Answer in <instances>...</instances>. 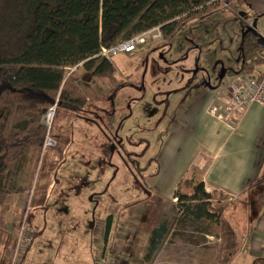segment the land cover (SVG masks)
<instances>
[{"label":"rangeland","instance_id":"obj_1","mask_svg":"<svg viewBox=\"0 0 264 264\" xmlns=\"http://www.w3.org/2000/svg\"><path fill=\"white\" fill-rule=\"evenodd\" d=\"M259 1L223 0L202 18L187 22L169 42L157 41L145 46L148 51L145 55L113 56L116 70L128 81L118 88L115 98L116 91H111V116L107 113L100 117L92 108L86 109L83 114L82 111H56L53 125L54 133L61 129L60 146L56 151L42 154L32 194L33 201L39 196L41 188L47 187L45 182L54 186L47 202L51 213L45 217L52 235L62 223L55 222L51 214L70 213L67 205L60 201L63 187L55 182L71 185L74 192L83 198L90 197L98 189L102 190L103 183L97 176L98 170H94L93 157L99 136L98 123L102 118L111 128L113 148L110 209L114 226L111 245L125 250L129 264H264V241L263 252L260 253L257 250L260 242L256 240L257 236H264V170L261 181L250 190L251 194L241 196L237 204L229 205L219 230L213 224L200 225L199 230H183L177 224V219L182 216L181 205L175 199L177 192L163 199L157 194L152 181L155 170L141 169L149 162L155 165L156 159L162 156L163 146L172 134L173 121L191 101L209 87L217 89L223 85L229 77L227 70H236L241 66L247 20L256 21L259 30L262 25L261 30L264 31V14L259 13ZM242 14H247L248 19L244 20ZM68 73L67 70L66 75ZM103 81L111 84L112 90L113 84L109 80ZM94 92L95 89L91 91ZM166 94H172V97L165 106L162 96ZM119 108L126 110V114L122 115ZM131 140L143 142L132 146ZM50 172L54 179L46 180L45 173L50 175ZM185 186L179 188V193L184 192ZM242 200L249 203L241 205ZM92 215L86 217L87 221L92 220ZM164 215L169 236L161 249L148 257V230ZM62 225L66 226V223ZM87 232L89 226L86 224L84 233ZM87 235L84 243L88 247L91 236ZM52 238L47 244L46 238L37 239L34 246L56 247V238ZM233 247L237 255L229 258L227 253Z\"/></svg>","mask_w":264,"mask_h":264},{"label":"trees","instance_id":"obj_2","mask_svg":"<svg viewBox=\"0 0 264 264\" xmlns=\"http://www.w3.org/2000/svg\"><path fill=\"white\" fill-rule=\"evenodd\" d=\"M218 5L214 0H0V211L18 195L27 202L42 157L47 112L54 106L68 113L90 108L83 92L99 80H109L112 93L123 85L113 63L100 56L102 48L157 27L161 43H167L187 22ZM242 49L241 66L227 75L254 79L264 67V46L247 33ZM81 64V75L67 77L68 69ZM175 199L182 208L177 224L183 230L211 224L219 230L229 205L238 201L222 192H206L203 183L191 196L177 192ZM113 226L111 218L106 235ZM148 234L150 257L169 236L165 215ZM234 248L227 257H234Z\"/></svg>","mask_w":264,"mask_h":264},{"label":"crops","instance_id":"obj_3","mask_svg":"<svg viewBox=\"0 0 264 264\" xmlns=\"http://www.w3.org/2000/svg\"><path fill=\"white\" fill-rule=\"evenodd\" d=\"M259 3H261L259 13L263 15L264 0ZM262 28V25L260 30L258 28L260 33H264ZM147 52L142 51L129 56L145 55ZM83 72V64H81L74 74L78 76ZM117 74L124 81L123 84L128 81L120 76L118 71ZM230 80L231 78L228 77L225 83L217 89L209 87L198 98L191 101L184 112L173 121L172 134L163 146L162 156L156 159L155 165L149 162L141 168L155 170L152 174L154 176L152 181L157 194L163 199L166 200L175 192H180L179 188L182 189L184 185H186L185 190L181 193L191 196L193 188L199 183L204 184L208 193L217 191L239 199L261 181V172L264 170V105L252 104L236 125L225 118H219L220 112L216 113L214 108L220 106ZM93 89H95L94 94L91 93ZM117 91L118 89L114 93V98L118 94ZM83 93L95 114L101 117L110 113L111 116V97L113 96H111V84H105L103 80H99L93 84L92 88L85 89ZM171 95L162 96L165 106L171 99ZM93 98L94 100L90 101ZM119 109L122 115L126 114V110ZM83 113L84 110L81 114ZM109 128L100 118L99 136L93 157L94 170H98L97 176L103 183L102 190L98 189L90 197L83 198L74 192L71 185L64 186L60 182H55L60 188L63 187L59 194L60 201L67 205L70 213L68 215L61 212L51 214L52 219L59 225L60 222L66 223V226L61 224L60 228L56 227L57 230L53 231L55 234L52 235V232L48 231L45 217L51 213L47 202L50 200V193L54 190V186L45 182L47 187L43 185L44 188H41L39 196L31 207L29 222L30 225L32 224L34 238L21 264H98L95 238L98 233H106L108 220L110 219L111 222L110 175L113 148H111V128ZM142 142L130 141L132 146ZM135 156L138 157V155ZM50 173V175L45 173L46 180L54 179L52 172ZM24 199V195H18L4 210L0 211V264L9 262V254L13 247L11 231L20 221ZM89 214H93L92 220L87 221L86 217ZM86 224L89 226V232L84 233ZM88 233L91 238L87 247L84 239ZM109 233H111V228ZM262 235L257 236L259 240L255 237L260 242V248L257 249L260 253L263 252L264 236ZM52 237L56 238V247L38 248L34 246L37 239L46 238L47 244L50 238L53 239Z\"/></svg>","mask_w":264,"mask_h":264},{"label":"built area","instance_id":"obj_4","mask_svg":"<svg viewBox=\"0 0 264 264\" xmlns=\"http://www.w3.org/2000/svg\"><path fill=\"white\" fill-rule=\"evenodd\" d=\"M222 2L223 0H214ZM264 38V33H260ZM162 40V31L159 27L134 36L129 40L122 41L111 48H102L100 56L112 62V57L118 54L131 55L136 52L147 51L145 46ZM79 66L68 69L69 77L75 73ZM226 92L222 97L220 106L214 111L220 112L219 118H225L233 125H236L245 115L248 108L259 103L264 105V67L256 71V78L246 79L240 76L231 79L226 86ZM56 113V106L52 107L43 118L47 133L43 142L42 154L56 148L58 140L52 134L53 118ZM34 187L29 193V200L26 206L23 205L20 221L11 231L13 247L9 254V264H21L25 258L34 238L33 229L29 222L30 207ZM34 195V194H33ZM112 233L106 235L97 234L95 243L97 245L98 264H129L125 250L118 249L111 245ZM259 240V238H257Z\"/></svg>","mask_w":264,"mask_h":264},{"label":"water","instance_id":"obj_5","mask_svg":"<svg viewBox=\"0 0 264 264\" xmlns=\"http://www.w3.org/2000/svg\"><path fill=\"white\" fill-rule=\"evenodd\" d=\"M241 16H244V15L242 14ZM247 33H251L254 36H256L258 38V43L260 44V46H264V38L257 31V22L256 21L253 22L252 26H249L247 28L245 34H247Z\"/></svg>","mask_w":264,"mask_h":264},{"label":"flooded vegetation","instance_id":"obj_6","mask_svg":"<svg viewBox=\"0 0 264 264\" xmlns=\"http://www.w3.org/2000/svg\"><path fill=\"white\" fill-rule=\"evenodd\" d=\"M252 24H253V21L251 20V21H249V20H247V26L249 27V26H252ZM257 30H258V28H257ZM55 137L57 138V140H58V144H57V146H56V148H54V149H52V150H57V149H59V146H60V141H59V138H60V136H59V134L56 132L55 133Z\"/></svg>","mask_w":264,"mask_h":264}]
</instances>
